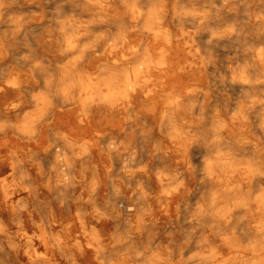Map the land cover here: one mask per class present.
Wrapping results in <instances>:
<instances>
[{
	"label": "clouds",
	"instance_id": "1",
	"mask_svg": "<svg viewBox=\"0 0 264 264\" xmlns=\"http://www.w3.org/2000/svg\"><path fill=\"white\" fill-rule=\"evenodd\" d=\"M0 191V264H264V0H0Z\"/></svg>",
	"mask_w": 264,
	"mask_h": 264
},
{
	"label": "bare ground",
	"instance_id": "2",
	"mask_svg": "<svg viewBox=\"0 0 264 264\" xmlns=\"http://www.w3.org/2000/svg\"><path fill=\"white\" fill-rule=\"evenodd\" d=\"M223 55V53L221 54ZM9 93H10V98L11 96L13 95L11 93V91L9 90ZM58 119H62L64 120L65 122L71 124V123H74L72 117L70 115H65L63 117H58ZM11 172V168L10 167H7L5 169V171L2 173L3 176H7L9 173ZM77 191L79 192L80 190L77 189ZM103 189L101 190V196L103 195ZM44 195H47V193L45 192ZM27 196V193H24V192H16V193H7L5 194L3 191H0V202L2 201H6L8 200L9 198L12 200V201H15V200H18L20 199L21 197H25ZM5 212H6V215L3 217V220H4V223L8 226L9 230L11 231V225H13L12 223V220H13V215L11 213V210L9 208H5L4 209ZM75 211V207H73V212ZM23 216V228H24V233L21 234V236H31V235H27V229H26V224H29L31 226H34L33 223H32V220L35 219L36 222L38 223L39 222V217L33 213V216L32 217H29L27 213H23L22 214ZM175 217V207H174V204L173 206L170 207L169 209V213L168 215H164L163 213L161 212H158L157 213V216H156V219L159 223V226L161 228H163L170 219H173ZM63 223L67 228H68V231L72 234V235H77L80 233V230H81V227L85 224V221L83 220H79L76 222L75 225L72 224L71 220H68V219H65L63 221H57L54 225H53V229L54 230H57L59 227H60V223ZM102 222H98V221H91V224L95 225L96 227H99L100 224ZM15 225V224H14ZM15 227L17 228V226L15 225ZM36 232L38 231L39 234H36L38 237L40 236V230H39V227L37 226H34ZM26 230V231H25ZM17 231V230H16ZM75 231H78L79 233H75ZM37 232V233H38ZM74 235V236H75ZM81 237H83L81 235ZM38 241L40 242L41 246L44 247L45 251L44 252H38L35 248H34V251H35V254L37 256V258L40 257V254H47L46 253V246L45 244L39 239L37 238ZM81 243V242H80ZM82 244V243H81ZM83 247L78 249L77 250V253H76V264H82L81 262L78 261V258L81 256V257H86V262H89V263H92L93 261L91 260V250L88 248L87 246V243L85 241V244H82ZM11 253H14L15 251H12V250H9ZM26 251V255L28 257V260H29V263L32 264V257L29 255L28 253V250H25ZM16 253V252H15ZM58 254V253H57ZM51 255H54L55 256V253L51 254ZM24 259V257L22 256L21 257V260ZM94 263V262H93ZM17 264H22L20 262V259L17 258ZM54 264H65V261L62 260L58 254L57 257H54Z\"/></svg>",
	"mask_w": 264,
	"mask_h": 264
},
{
	"label": "rangeland",
	"instance_id": "3",
	"mask_svg": "<svg viewBox=\"0 0 264 264\" xmlns=\"http://www.w3.org/2000/svg\"><path fill=\"white\" fill-rule=\"evenodd\" d=\"M40 223V221L37 223V225ZM12 227H11V231L12 232H16V230H17V228L15 227V225L13 224V225H11ZM26 229H27V235H31V236H35V237H38L36 234H39V232L37 233L36 232V230H35V228H34V226H31V225H29V224H26ZM75 235V234H74ZM18 241L20 242V243H24V239H23V236H21L20 238H18ZM33 245H34V248L38 251V252H44L45 251V249H44V247L43 246H41V244H40V242L38 241V239L36 238V239H34L33 240ZM10 250V249H9ZM8 250V251H9ZM25 250H28L26 247L25 248H21V249H19L18 250V252L17 251H15L14 253H11V257H10V259H11V261H12V264H17V258H19L20 259V262L22 263V264H30L29 263V260H28V257H27V255H26V251ZM24 257V259H22L21 260V257ZM58 256V254L57 253H55V256L54 257H57Z\"/></svg>",
	"mask_w": 264,
	"mask_h": 264
},
{
	"label": "crops",
	"instance_id": "4",
	"mask_svg": "<svg viewBox=\"0 0 264 264\" xmlns=\"http://www.w3.org/2000/svg\"><path fill=\"white\" fill-rule=\"evenodd\" d=\"M75 233H79V232L75 231ZM79 239L82 244H85L83 237L80 236ZM78 261L81 262L82 264H94L93 262L92 263L86 262V257H81V256L78 258Z\"/></svg>",
	"mask_w": 264,
	"mask_h": 264
}]
</instances>
